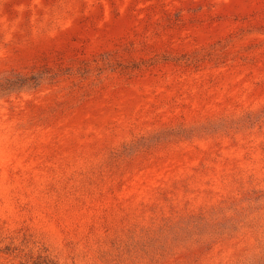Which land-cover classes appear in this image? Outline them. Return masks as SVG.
<instances>
[{"label":"rangeland","instance_id":"374dc122","mask_svg":"<svg viewBox=\"0 0 264 264\" xmlns=\"http://www.w3.org/2000/svg\"><path fill=\"white\" fill-rule=\"evenodd\" d=\"M0 264H264V0H0Z\"/></svg>","mask_w":264,"mask_h":264}]
</instances>
